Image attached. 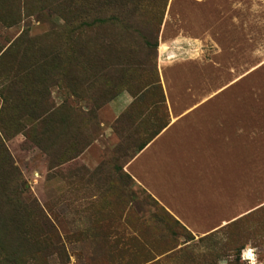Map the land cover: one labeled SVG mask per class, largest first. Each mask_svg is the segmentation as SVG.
Returning a JSON list of instances; mask_svg holds the SVG:
<instances>
[{"label":"rangeland","instance_id":"obj_1","mask_svg":"<svg viewBox=\"0 0 264 264\" xmlns=\"http://www.w3.org/2000/svg\"><path fill=\"white\" fill-rule=\"evenodd\" d=\"M67 37L106 57L75 65L79 95L41 60ZM188 107L157 174L189 220L232 217L199 233L124 170ZM249 243L264 264V0H0V260L248 264Z\"/></svg>","mask_w":264,"mask_h":264},{"label":"crops","instance_id":"obj_2","mask_svg":"<svg viewBox=\"0 0 264 264\" xmlns=\"http://www.w3.org/2000/svg\"><path fill=\"white\" fill-rule=\"evenodd\" d=\"M128 97L124 93L114 96L106 105V110L112 115H117L127 104ZM205 112L197 107H188L182 109L177 114L170 113L168 122L155 134L140 150H138L125 164L124 170L129 174L135 184L141 186L155 201L163 206L169 213L174 216L182 225L189 229L197 230L198 233L206 229H213L222 226L232 217H218V211L214 218L195 221L186 216L183 208L179 205L182 200V190L175 184L174 180L160 177L157 169L164 164L163 155L168 151L177 149V143L183 138L186 129H191L190 124L186 123V118L194 114ZM223 124H221L222 126ZM226 136L223 138L226 141ZM177 142V143H176ZM172 192L168 190V186ZM172 195V196H171ZM173 200V201H172ZM225 211V210H224Z\"/></svg>","mask_w":264,"mask_h":264},{"label":"trees","instance_id":"obj_3","mask_svg":"<svg viewBox=\"0 0 264 264\" xmlns=\"http://www.w3.org/2000/svg\"><path fill=\"white\" fill-rule=\"evenodd\" d=\"M82 59H84V61L88 59L90 60L94 59L96 60V63L98 61L99 63H97L95 69L102 70L107 68V64L105 63L106 60L105 54H101L98 56V54H95V52L91 51L90 48L85 47L82 42H77L75 38L71 39L69 37L66 38L65 43L61 44V42H59L57 45H55V47L44 56V59L41 60L43 61V67L45 70L44 74L46 75L47 78L49 77L55 79L56 82H62L66 86H69V84L72 87L73 85L76 86V88L73 87V89L71 90L75 94L79 95L77 89L80 88L82 84V81L80 79L81 77L80 72L82 71V69H79V74H76L75 65L78 64V62H80V60ZM83 70H86V68L84 67ZM113 96L114 95H110L109 97L107 96L108 97L107 98L106 96L98 93L95 97H91V98L93 100L92 101L93 104H95V106H99L110 100ZM162 127H160V129ZM158 131L159 129L156 132H154L150 137H148L142 144H140L137 147V151L140 150L155 134H157ZM119 151H120L119 146H116V148L111 150L110 156L111 157L117 156ZM101 165L103 166L104 163L102 162ZM116 169L119 170L121 177L126 178L128 181H130L129 176L125 172L121 171L120 167ZM0 262H3L4 264H20L15 259L14 261H10V262H8V260L3 259L0 260Z\"/></svg>","mask_w":264,"mask_h":264},{"label":"clouds","instance_id":"obj_4","mask_svg":"<svg viewBox=\"0 0 264 264\" xmlns=\"http://www.w3.org/2000/svg\"><path fill=\"white\" fill-rule=\"evenodd\" d=\"M257 249L251 243L245 246L241 253V260L248 261V264H258Z\"/></svg>","mask_w":264,"mask_h":264}]
</instances>
